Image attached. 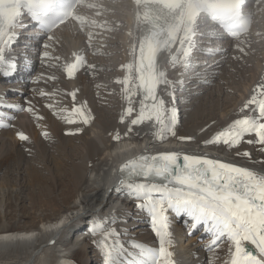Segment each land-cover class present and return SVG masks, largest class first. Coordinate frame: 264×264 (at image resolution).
Returning a JSON list of instances; mask_svg holds the SVG:
<instances>
[{
  "label": "snow or ice",
  "instance_id": "1",
  "mask_svg": "<svg viewBox=\"0 0 264 264\" xmlns=\"http://www.w3.org/2000/svg\"><path fill=\"white\" fill-rule=\"evenodd\" d=\"M132 3L136 34L129 31V35L134 36L130 53L133 60L121 65L126 75L116 81L123 85L122 93L128 102L120 121H130L128 132L134 126L150 123L156 128L155 136L163 141L169 135L177 136L179 123L176 97L169 90L171 81L163 67V56L168 54L171 57L172 67L180 64L187 70L191 65L193 50L198 48L196 37H202L200 46L211 51L215 43L213 37L218 40L225 33L236 40V47L244 52L241 45L249 42V26L253 16L257 11L264 13V0H256L260 6L256 10L247 8L246 0H132ZM82 6L83 0H0V64L6 65L3 75L10 76L16 71V61L10 60L7 53L18 41L17 30L29 27L25 17L31 26L46 34L49 43L43 45L45 51L42 56L48 60V49L58 42L54 30L62 25L67 26L70 21L77 22L81 31L89 26V21L80 14ZM90 23L95 25L96 22ZM91 41L92 34L89 32L90 46ZM72 55L74 60L65 67L69 78L87 64L83 55L76 52ZM51 58L60 59L59 56ZM257 92L259 95L254 92L241 109L243 112L252 106L254 114L234 120L205 140L204 145L237 148L248 136L255 138L248 139L247 143L264 146V85L257 86ZM163 93H167L171 99L166 101ZM39 95L46 96L48 93L40 92ZM69 95L73 100L72 112L81 118L83 124H88L91 117L84 111L86 105H76L75 91ZM137 96L138 102L134 100ZM25 103L28 106L19 110H34L30 102ZM134 103H138V109L133 106ZM8 107L18 106L9 104ZM66 122L71 124L77 121L67 119ZM80 131L77 128L75 133L65 132V135ZM43 135L47 137L48 133ZM17 137L21 141L29 139L23 132H18ZM177 139L185 141L193 138L181 136ZM236 155L250 157L247 151H237ZM119 171V185L122 187L112 190L118 193L127 188L129 196L139 201L136 208L148 213L159 244L158 248H152L132 241V246L139 249V258L129 253L132 259L127 260L126 264H176L170 259L173 256L170 251L172 216L186 217V223H190L193 231L203 226L211 239L208 250L226 240L230 258L225 264H264V172L207 155L177 151L141 155L122 165ZM99 227L94 225L92 233L95 234ZM119 235L114 227L104 232V264H119L117 256L123 255V245L118 241L115 244L107 243L109 237Z\"/></svg>",
  "mask_w": 264,
  "mask_h": 264
},
{
  "label": "bare ground",
  "instance_id": "2",
  "mask_svg": "<svg viewBox=\"0 0 264 264\" xmlns=\"http://www.w3.org/2000/svg\"><path fill=\"white\" fill-rule=\"evenodd\" d=\"M252 3L253 9H258L256 8V6H258L256 0H253ZM89 5L95 4L89 3L87 4V8H92L89 7ZM131 6L132 4H130V7ZM256 15L257 16L255 17L254 23H260L259 27H262L264 29V13H260L257 11ZM128 23H130L129 31H132L135 35L136 29L133 8L131 10ZM90 26L99 28L97 25H92L91 23ZM91 27L88 26L86 28L90 29ZM253 27H255V25ZM250 30L248 33L249 42L241 45V47L244 48V52H240L239 48L236 47L238 42L234 39H231L223 41L222 44L219 45L218 50L220 52L221 50H223L221 53H218V55H215L216 53H212V58L210 61H214V63L212 65H209L208 75H211L214 69L220 71L219 76L216 75L217 81H215V79L214 81L219 82V77L230 79L232 81V84L234 83L233 86L236 90L233 93L232 97H225L220 102L213 99V108H216L217 106V109L221 108V110L219 111V113L221 114L216 119V125L213 127V129H217L220 126L226 128L234 120L241 118L243 115L254 114L252 112V106H250L249 109H246L243 112L241 111V109L243 108L244 104L247 103V101L252 97L254 92L259 95V93L257 92V86L264 85V34L260 35V38H263L262 43H258L255 48L256 50H254V47L251 46ZM129 31L120 44L121 62L118 67V79H123L126 75V70L123 69L121 65H126L133 60V56L130 53L134 36H130ZM58 33L63 35L58 39L57 43L53 44L52 47L48 49L50 52V59L48 60V62L50 63L51 67H55L57 70V74L55 76H57L58 79L59 90L54 93H57L59 101L63 103L62 109L64 110V112H70V116L68 119H75L77 123H67L66 120L62 119L61 111L60 113H54L55 111L53 112L50 107L44 108V104L42 102H38L39 96L36 95L42 91L48 90L47 87L38 86V88H35L36 86L32 85L29 89V93H31L29 97L28 95L23 96L22 94L24 91L22 92V90L21 94L18 93L20 89L27 84L28 81H26V79H23L22 82H17L16 84L6 83V87H0V111H7L2 108L3 104L17 103L20 106L27 107L28 105L25 102L28 101L30 102L32 108L35 106L39 107L40 111H38V114L34 115H38V117H42V119H38V117L36 118L35 116V119H32L30 116V118L28 116H25V114H18V119H15L14 122H12L10 125L0 130V151L3 149V147L5 148V146L9 147L8 149L13 152V154L18 159H21L20 152L17 149L12 148L13 145H15V138L17 137L18 132L33 134L35 136L36 143L40 142L37 139V135L40 132L53 134L57 139H59V136L61 135L60 142L58 143L61 145V143L64 142L62 132H66L68 127H76V129L79 128L81 129V131L79 132L81 133L80 137L82 136V134H84L83 137H81L83 138L81 141V147L82 149H85L84 155H86L87 157V159H85L84 161L81 160L76 164L77 171L81 173V186L76 190V198L73 200V202L64 210H62V212L57 216H54L50 220L42 221L37 230L32 228L12 231L8 230L9 225L5 223L0 224V258H7L2 262L0 261L2 264H48V262H52L49 261V259H46L47 251L50 250L49 248L55 249L53 254L54 261L51 264H75L70 260V256L68 257V253L71 251L72 244L76 243V241L71 238L73 234L70 236L69 232L74 229L75 226H77L76 224H78L80 221L83 222V226L86 225L87 227H89L87 229L90 230H92L94 225H100L101 227L97 229H101L105 227L104 225L112 223V221H116L114 228L119 230V233L123 234L124 236L129 235L127 237L129 241H136L138 244L143 245L149 243L147 245H149L150 247L158 248V240L151 228L148 213L146 211H141V214L143 213L147 215L145 218L146 221H141L137 225H149L151 233L149 234V232H143L140 234H136V230H133L134 226H132L133 223H137V221H135L136 216H132L123 208L124 205L131 202L132 198L133 200L136 199L132 196H129L127 188H123V190L118 193L112 190L120 186V179L114 180L113 182L106 181V178H108L111 169L113 170L118 168L120 159H127L131 155H135L139 152L144 153L145 151L151 155L153 153L161 151H177L191 155H207L209 158L220 159L224 162L234 163L241 167H247L255 171L264 172V163H262L264 162V146H261L259 144H251L252 147L250 146V150L248 151L250 153V157H245L243 155L237 156V151L243 153L246 150L245 144H240L237 148L232 149H229L224 145L206 146L204 145V141L211 138H208L206 133H191L193 134V137L194 135H196V141H194V139L193 141H181L177 139V137H180V131L177 130L176 137H172L169 135L166 139L161 141L158 138L153 137L154 133L156 132V128H154L150 123H146L144 125L136 126L137 128L135 130L133 129L131 134L128 131H123V142L119 141V143L114 144L107 141L111 140L113 137L112 134L114 132L112 130V126H114L115 121L112 122V120H109L106 115L102 116V113L104 112L101 111V108H103L102 106L104 103L102 102L103 100L101 101L99 100V98L103 96L107 97V95L105 94V90L102 88L99 90V97H95L94 94L91 96L90 94H88V87L83 88L82 86L81 88L85 76L81 75V73L77 71L72 78H69L65 72L66 65L63 64L64 62L67 64L74 59L72 55L73 52L83 55L88 59L89 56H91L88 53H90L92 48L94 47L92 45L89 48L88 45L83 42V38L81 37V35H78L77 33L75 34L73 32L72 21H70L67 26L62 25L60 28L56 29L53 34L56 35ZM37 40L38 39H36L35 37H30L29 45L25 44L23 46V44L19 42L17 46H23L25 50H27L29 46V48L34 49V51H38L40 49L41 52L39 51V54H41V58H43L42 54L45 51L43 45L49 43V41L47 40V37L43 40ZM40 42L43 43L42 46H40ZM86 50H88L89 52L87 53ZM99 52H102V50H99ZM52 53H57L58 55H60V63L57 60L51 58L54 57ZM226 55L230 56V59L231 56L236 57L237 60L241 58L240 61H238V63H240L239 68H236V70H233L231 68V71H229L228 69L227 72H224L223 69H225L226 66H224L223 68L222 65L224 62V56ZM164 56L169 57V61H167V63L172 67L171 57L168 54H165ZM37 62L38 60L34 58L32 62H30L31 67H35ZM178 66L181 65L177 64L174 68L177 69ZM4 67L5 65L0 64V74ZM83 68H81L80 70H82ZM191 75L197 77L203 76L204 80L206 71L203 70L202 72H198L196 74L193 73ZM166 76H168V73ZM188 76L189 75H187L186 77ZM181 79L183 78H177V80ZM14 87H16L17 89H14ZM122 88L123 85L118 83V91L120 95L119 103L117 104H119L118 110L121 116L123 115L124 109L128 106V102L124 99ZM218 88L219 90H221V84H219ZM73 91L76 92V105H86L84 111L88 116L91 117L88 124H83L81 122V118L79 116H76L72 112L73 100L69 93ZM165 94L167 95V93H163V95ZM170 99L171 98L168 95L165 97L166 101H169ZM134 100L138 102L139 96L135 97ZM96 101H98L99 105L96 104ZM133 106L137 109L139 107L138 103H134ZM200 107L196 108L194 113H201V111L199 110ZM98 113H101V117ZM203 113H209L204 116H210V113H214V111L212 110ZM216 113H218V111ZM1 117L4 118V115H2ZM201 117L202 114L195 115L194 120L197 121L198 118ZM129 122L130 121L126 119L122 125L125 126L126 124V126H128ZM62 124H67V126H65V128L63 129ZM202 125H204V123L200 122L197 125H193V127H201ZM5 136L9 138L7 141H4ZM254 138L255 137H245V139L247 140ZM105 140L107 142L104 143L105 145L103 148L101 147V145L103 144L100 143L105 142ZM245 143L248 144L247 142ZM2 154H4L3 151L0 152V155ZM95 156L98 160H100V164L96 166L95 170H91L89 172L90 174H88V160L94 159ZM1 162L2 160L0 161V163ZM31 179H37L35 173L31 174ZM2 184L3 183H0V187L4 188V185ZM138 202L136 201L135 204H137ZM128 216L129 218H133L130 223H126V217ZM138 218L139 216H137V220ZM185 220L186 219L183 218L181 220V223L179 224L175 216L171 217L172 245L170 247V251L173 253V256L170 259L174 260L176 264H225V261L229 260L230 258L228 242L226 241L228 245L224 243L225 246L223 247L225 248L219 247L216 250H206L208 248L204 249V247L202 246L203 244L206 247H208L210 244L207 245V243H205V240L200 241V234L191 237L190 230L182 232L180 227L185 224ZM59 230H61L62 233ZM82 230L85 232L86 228H83ZM200 230L201 232L205 233L202 227L200 228ZM58 231L60 235L57 239L54 240L55 243H57V240L60 241L57 245L53 244L54 242L52 243V240L53 238H55V236L58 235ZM78 236H81V234ZM196 242L198 243V245L196 244ZM209 242L211 243V240H209ZM54 246H57V248H54ZM248 247L251 246L248 245ZM19 250H22V252H20L25 256H23L21 259H19V256L18 258L16 257L18 260L15 259L10 261V254L8 256H5L4 254L5 252L9 253L10 251L14 252ZM138 254L139 253H134L133 255L136 258H139ZM15 255H17V252L13 255L12 258H15ZM219 255L220 258L222 257V259L219 258ZM129 257L132 258V256ZM209 257L210 259L208 260ZM82 259L85 261L86 256L83 255ZM100 262L98 264H100ZM86 264H91V261H87Z\"/></svg>",
  "mask_w": 264,
  "mask_h": 264
},
{
  "label": "rangeland",
  "instance_id": "3",
  "mask_svg": "<svg viewBox=\"0 0 264 264\" xmlns=\"http://www.w3.org/2000/svg\"><path fill=\"white\" fill-rule=\"evenodd\" d=\"M88 1L89 0H85V2ZM94 1L98 3L96 9L88 10L87 8H84V6H82L79 11L80 14L83 15L87 21H89V27H91L90 22L95 21V25H97L99 28L91 27L90 29L85 28L83 31H81L79 25H72L73 32L75 34L77 33L78 35L80 34L83 38V42H85L89 48L92 45L94 47L92 48L90 53H88L89 51L86 50L87 53L91 56H89L88 59L85 58L87 60V64L84 66L85 68L78 72H80L81 75L85 76L81 88L82 86L83 88L88 87V94H90L91 96L94 94L95 97H99V90L101 88L105 90V94L107 95V97L103 96L99 98V100H103L102 102L104 103L101 111L104 112L102 113V116L106 115L109 120H112V122L115 121L114 126H112V130L114 132L112 134L113 137L111 140H107L110 143L115 144L119 143V141L123 142L122 133L123 131H128V126H126V124L124 126L122 125L123 123L120 122L121 114L118 110L119 104H117L119 103L120 94L118 91V83L116 81L119 74L118 67L121 62L120 44L129 31L127 22L129 21L131 10L129 9V0ZM259 7V5L256 6V8ZM89 32H91L92 34L91 46L88 42ZM62 35L63 34L58 33L54 36L59 39ZM250 35L251 46L254 47V50H256L255 48L258 43L261 44L263 40V38H260L261 34L258 24L255 25V27L253 28V32H251ZM99 50H102L103 53L99 52ZM52 54L54 57H60V55H58L57 53ZM216 55H218V53ZM34 57L38 58V64L36 65L34 71L31 73V79L28 80L27 84L21 89L18 88L20 89L18 93L21 94L22 90V92L24 91L22 94L23 96L28 95L30 97L31 93H29V89L32 85L36 86L35 88H38V86L47 87L48 90L42 92L48 93V95L41 96L39 95V93L36 95L39 96L38 102H42L45 106L44 108L51 105L50 108L53 110V112L55 111L54 113H60L61 111L62 119L67 120L70 116V112H64V110L62 109L63 103L59 101L57 93H54L59 90L58 79L57 76H55L57 74L56 68L49 66L50 63L48 62V60L50 58L48 60H45L44 58H40V54ZM235 58L236 57L231 56L230 59V56H224L222 67H227L223 69L224 72H227L228 69L229 71H231L232 69L236 70V68H239L240 63H238V61H240L241 58H239L238 60L237 58ZM210 60L211 58L207 60H201L198 58L197 61H203L200 64L199 62L196 63L195 56H192L190 68L187 70L184 69L182 65L178 66L177 69L171 67V65L167 63V61H169V57L163 59L162 61L166 75L168 73L167 78L169 81H171V85L169 87L170 91H173L176 97V107L179 113V123L177 124L176 131H180V137H192L194 141H196V135H194L193 137V134L191 133H206L207 137L209 138L212 137L216 132L224 129L222 126L217 129H213V127L216 125V119L221 114L219 113L221 108L217 109L218 106L216 108H213L212 101L213 99H215L216 101L220 102L225 97H232L233 93L236 90L233 86L234 83L232 84V81L230 79L219 77V82H215L217 81L216 75L219 76L220 71L214 69L213 73L211 75H208V67L210 65L208 61ZM57 61L60 63L61 58ZM63 64L66 65L65 62ZM88 65H92L93 67L89 68ZM203 70L206 71L204 80L203 76L197 77L191 75ZM187 75L189 76L186 77ZM177 78L183 79L177 80ZM13 83L14 82H10L9 84ZM5 84L6 82H2L0 78V86L4 87ZM219 84H221V90H219L218 88ZM14 89L17 88L14 87ZM165 95H163L164 99L167 96ZM96 104L99 105L98 101H96ZM35 107H33L34 110L31 112L24 110L16 111L15 113H13V116L8 119V123L10 121L14 122L15 119H18V114H25V116H30L33 119L34 116L38 114V111H40L38 106ZM198 107H200L199 110L201 111V113H194L195 109ZM211 109L214 111V113H210V116H204L209 113L203 112L212 111ZM217 111L218 113H216ZM98 114L101 117V113ZM200 114H202V117L198 118V120L195 121L194 116ZM35 117L37 118L38 115ZM200 122L204 123V125L196 128L193 127V125H197ZM62 125L63 129L65 128V126H67V124ZM136 128V126L133 127L134 130ZM1 129L3 128H0V130ZM75 130L76 127H68L66 132L75 133ZM43 133L44 132H40L37 135V139L40 141L39 143H36L35 136L33 134L24 133L29 137L27 141H21L17 137L15 138L16 142L12 148L17 149L20 152L21 159H18L13 154V152L8 149L9 147L5 146V148L3 147V149L1 150L4 154L0 155V161L2 160V162L0 163V183H3L2 185H4V188L0 187V224L5 223L9 225L8 230L16 231L32 228L37 230L42 221L52 219L54 216H57L59 213H61L62 210H64L68 205H70L76 198V190L81 186V173L77 171L76 164L81 160L84 161L85 159H87L86 155H84L85 149H82L81 147V141L83 139L81 137H83L84 134H82V136L80 137L81 133L65 135V132H62L64 142L60 145L58 143L60 142L61 135L59 136V139H57L53 134L48 133V136L45 137ZM153 137H156L155 134L153 135ZM8 139L9 138L5 136L4 141H7ZM193 139L191 141H193ZM107 141L105 140V142L100 143L103 144L101 145V147L104 148V143H106ZM246 141L247 139H244L241 144H245V151L248 152L250 150L251 144H246ZM99 161L100 160H98L96 156L94 157V159L88 160V174H90L89 172L91 170H95L96 166L100 164ZM32 173L36 174L37 179H31ZM136 201L137 200H133L132 198V201L124 205L123 208L132 216H136L135 221H137V223H133L132 225L134 226L133 230H136V234H140L143 232H149L150 234L151 229L149 225H137L141 221H146L145 218L147 215L143 213L141 214V211L136 208ZM137 216H139L138 220ZM132 219L133 218H129V216L126 217V223H130ZM115 222L112 221V223L104 225L105 227L97 229L95 234L92 233V230L87 229L89 227H87L86 225L83 226L82 221L76 224L77 226H75V228L69 232L70 236L72 234L74 236H72L71 238L76 241V243L72 244L71 251L68 253V257L70 256L69 258H71L70 260L75 261L76 264H85L87 261H91V264H98L100 261H103V243L105 242L104 232L109 230L110 228H113L115 226ZM186 227L187 229H184L182 227L183 232L189 230L188 224L186 225ZM83 228H86L85 232L82 230ZM59 231L58 235L53 238L52 243L60 235ZM118 232L120 231L118 230ZM198 232V228L195 231L191 230V237L198 235ZM80 234L81 236H78ZM128 236L129 235L124 236L123 234H120L119 237H109L110 240L109 238L107 240L108 244H115L118 241L120 245H123V255L117 256L119 264H126L127 259H130V257L128 256L129 253H139V249L132 246V241H129V239L127 238ZM208 238H210V236ZM208 238H206V235H204L203 238L200 237V241L205 240L206 242ZM59 242L60 241L57 240V243L54 242L53 244L58 245ZM224 243H226V240L220 241L218 243V246H214L212 250H216L219 247L225 246ZM196 244L198 245L197 242ZM226 245L228 244L226 243ZM202 246L204 247V249L208 248L204 246V244ZM55 247L57 248V246H54V248ZM49 249L50 250L47 251L46 259H49V261L53 262V254L55 249ZM20 251L22 252V250H19L14 252L10 251L11 253H3L5 254V256H8L10 254L9 257L11 258L9 260L12 261L15 259L18 260V256L19 259L25 256ZM16 252L17 255H15V258H12L13 255L16 254ZM83 255L86 256L85 261L82 259ZM4 259L7 258L2 257V259L0 258V261L2 262ZM209 259L210 257L208 258V260ZM220 259H222V257ZM52 262H48V264H51ZM103 262H100V264H103Z\"/></svg>",
  "mask_w": 264,
  "mask_h": 264
}]
</instances>
